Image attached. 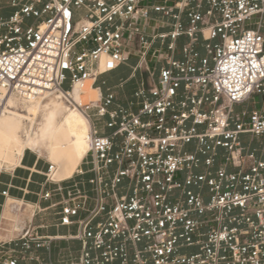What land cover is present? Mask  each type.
Wrapping results in <instances>:
<instances>
[{"label":"built area","instance_id":"obj_1","mask_svg":"<svg viewBox=\"0 0 264 264\" xmlns=\"http://www.w3.org/2000/svg\"><path fill=\"white\" fill-rule=\"evenodd\" d=\"M87 80L99 97L76 104ZM53 95L89 120L88 150L68 180L48 162L41 221L0 264H264V112L236 110L264 104V0H0V113Z\"/></svg>","mask_w":264,"mask_h":264},{"label":"bare ground","instance_id":"obj_2","mask_svg":"<svg viewBox=\"0 0 264 264\" xmlns=\"http://www.w3.org/2000/svg\"><path fill=\"white\" fill-rule=\"evenodd\" d=\"M103 62L102 57L100 70H103ZM50 97L62 99L58 95L44 96L35 100L18 99L14 96L4 97L1 104L3 110L0 113V171L15 168L26 151L41 153L45 149L51 164L56 166L51 175L52 180L61 181L70 178L80 157L77 134L82 133V144L86 145L88 150L90 122L77 108L71 111L54 100L44 104ZM98 97L99 92L92 87V80L72 88L71 98L76 104L95 102ZM12 100L28 103L24 104L22 112L17 113L12 111L14 109ZM41 111L44 113V118L38 135L32 136L26 131L24 139L20 140L18 132L21 131L24 121L32 128Z\"/></svg>","mask_w":264,"mask_h":264},{"label":"crops","instance_id":"obj_3","mask_svg":"<svg viewBox=\"0 0 264 264\" xmlns=\"http://www.w3.org/2000/svg\"><path fill=\"white\" fill-rule=\"evenodd\" d=\"M134 62L131 61L130 64H133ZM129 75V68L125 66L119 67L114 72L105 74L101 76L98 80V86L101 88V91L105 93L106 88L115 86L122 80H126ZM144 75L141 73H138L136 75L135 79H138V82L133 86L132 89H128L127 86H125L124 93L127 95H130L132 91L138 86L140 81H145ZM102 82L104 85H102ZM131 82V81H130ZM129 83V82H128ZM94 88V87H93ZM96 89V88H95ZM260 110L264 112V104L260 97L254 98L253 103H247L243 104L241 106H238L236 110ZM35 153V152H32ZM39 156V155H38ZM38 156H35V154H26L24 153L23 157L21 158L19 164L13 168L9 169V172H3L0 173V217L3 214L4 211V205L7 202L12 203H20L24 202L27 204H33L36 201H38L37 195H40L46 191L53 190L56 186L54 184H46L44 182V177L42 176L43 173L46 172L48 163L43 162ZM89 177V175H86L82 178L76 179L83 181H86V179ZM62 185H67V183H64ZM3 192H6V196L4 197L2 195ZM7 199V200H6ZM58 200V197H52L49 201L46 202H39L40 207L44 208L47 207L49 204L55 202ZM49 220L52 219V214H50ZM41 218L38 220H34L32 224L37 225L40 223ZM63 230L65 232V229H48L44 231H39L42 235H60L63 233H60L59 231ZM1 236V235H0ZM3 240V238H0V243ZM65 247V243H59L54 245V253L58 251L59 248ZM41 256L45 257L44 252H39ZM55 257V256H54Z\"/></svg>","mask_w":264,"mask_h":264},{"label":"rangeland","instance_id":"obj_4","mask_svg":"<svg viewBox=\"0 0 264 264\" xmlns=\"http://www.w3.org/2000/svg\"><path fill=\"white\" fill-rule=\"evenodd\" d=\"M12 10H8L5 14H11ZM146 80V77L143 78ZM138 82V79L132 80L128 83L127 88L132 89L133 86ZM51 100H54L57 103H61V105L68 107V105L62 100V99H56L54 97H50L47 100H45L44 104H49ZM13 101L14 109L12 111L20 113L24 110V104L28 102H21V101ZM71 111H73V108L68 107ZM44 113L41 111L37 115L35 125L30 128L29 123L24 121L21 131L18 132V137L20 140L24 139L26 131L30 132V135H38L40 124L43 122ZM82 139V133L77 134V140H78V151L80 153L79 160L76 164L75 169L72 172H75L77 167L79 166L82 158L85 156V151L87 150V146L83 145ZM26 153L35 154V156H38L43 162H50L48 159L47 151L43 149L41 153H32L30 151H26ZM56 167V166H55ZM3 172H9V170H1L0 173ZM71 175V176H72ZM70 176V178H71ZM69 179V178H68ZM64 179V180H68ZM61 180V181H64ZM55 182H59L58 180H53ZM32 215H33V209L30 207L29 204L20 202V203H12L7 202L4 205V211L2 216L0 217V238H3L1 242H7L11 239L17 238L21 233H24L30 226V223L32 222ZM38 220L39 217H34V220ZM39 224V223H38ZM60 233H65L63 230L59 231ZM65 247L68 248H74L76 245L74 243H65ZM53 255V254H52ZM54 256H57V251L54 253Z\"/></svg>","mask_w":264,"mask_h":264},{"label":"trees","instance_id":"obj_5","mask_svg":"<svg viewBox=\"0 0 264 264\" xmlns=\"http://www.w3.org/2000/svg\"><path fill=\"white\" fill-rule=\"evenodd\" d=\"M65 88L67 89L68 87H67V86H65ZM26 154H28V153H26Z\"/></svg>","mask_w":264,"mask_h":264}]
</instances>
